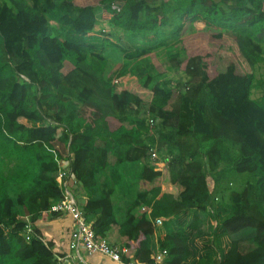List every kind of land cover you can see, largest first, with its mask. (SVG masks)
I'll return each instance as SVG.
<instances>
[{"label": "trees", "instance_id": "trees-1", "mask_svg": "<svg viewBox=\"0 0 264 264\" xmlns=\"http://www.w3.org/2000/svg\"><path fill=\"white\" fill-rule=\"evenodd\" d=\"M100 8L130 38L97 31ZM57 159L124 261L166 249L162 264H185V237L159 249L152 237L156 219L191 211L192 233L216 246L197 264H264V1L0 0V264H62L39 228L23 236L26 216H58ZM129 165L137 196L121 220L112 196Z\"/></svg>", "mask_w": 264, "mask_h": 264}, {"label": "crops", "instance_id": "crops-1", "mask_svg": "<svg viewBox=\"0 0 264 264\" xmlns=\"http://www.w3.org/2000/svg\"><path fill=\"white\" fill-rule=\"evenodd\" d=\"M148 1L150 3L153 2L159 3V0H148ZM98 12H99L97 13L98 23L96 26L97 31H101V30L103 31L104 29H111L117 32V34H120L121 37H124L125 39L130 38V33H126L122 29L115 27L110 22V18L103 15V9L100 8ZM51 23L53 24L54 27H58L57 21L52 20ZM104 53L108 58H111L112 60H116L118 62L124 60V53L115 47L106 48L104 50ZM156 164L158 165L159 168H162L164 162L162 161V159L160 160L158 159ZM61 165L69 167L71 169L68 160H64V161L61 160ZM165 166L167 165L165 164ZM139 174H140V170L138 168L133 169L131 168L130 165L127 167L124 166V168L121 171L119 184L116 185L115 194H113L112 196L115 213L117 217L121 220L125 219L128 207L136 199L137 194L135 190L137 188L136 182L138 181ZM128 184H133V189H128L127 186ZM76 189H77L76 200L78 202V205L83 209H85V206L87 204V201L91 197V194H89V190L85 188L83 185H81V183H78ZM162 192L169 194H173L176 192L175 186L169 181V173L166 175V179L162 184ZM142 211L149 212L150 207L143 206ZM191 214H192L191 211L188 212L176 224H172L169 222L164 223L163 220L161 224H156V232L152 237L153 245L155 242L157 249H159L160 248L158 246L159 242L164 240L168 232L169 233L175 232L174 234L177 233L180 234L181 236L185 237L188 240V243L192 246L194 244L195 239H198L199 241L205 239V238L203 239L198 238L193 233L191 234L189 232L190 228L187 227L189 222L187 221L189 220L188 216ZM32 225H33V229L34 227L39 228L47 240H52L56 242L55 244L56 247L59 249L58 251L60 255L58 257V260L62 264H125L126 262L124 260L114 261L111 258L100 253L89 254L84 249L70 250L68 248V243L70 240L73 224H72V219L68 214H58L56 218L38 219L32 222ZM196 254L197 251L195 250V254H193L191 258L187 262H185V264H197L199 257L196 260L194 258L195 256H197Z\"/></svg>", "mask_w": 264, "mask_h": 264}, {"label": "built area", "instance_id": "built-area-1", "mask_svg": "<svg viewBox=\"0 0 264 264\" xmlns=\"http://www.w3.org/2000/svg\"><path fill=\"white\" fill-rule=\"evenodd\" d=\"M57 161L59 162L57 181L62 191V197L51 206L48 213L70 215L73 227L68 248L70 250L84 249L89 254L100 253L114 261H122L123 255L126 252L125 247L112 245L109 241L100 238L96 234L92 223L86 218L85 210L78 205L76 200L78 179L69 167L62 166L59 159ZM26 219L28 224L23 232V236L29 242L31 240V233L33 232V225L29 216H26ZM161 223L162 219H156V224ZM166 256L167 250L161 249L152 256V261H142L132 258L126 261L125 264H162Z\"/></svg>", "mask_w": 264, "mask_h": 264}, {"label": "rangeland", "instance_id": "rangeland-1", "mask_svg": "<svg viewBox=\"0 0 264 264\" xmlns=\"http://www.w3.org/2000/svg\"><path fill=\"white\" fill-rule=\"evenodd\" d=\"M169 76L171 78H174V77L179 78V75L177 73H175V72L170 73ZM154 157L158 158L157 151H155ZM211 185H212V183H211ZM191 216H192V214L188 216L189 220L187 222H190ZM187 227H188V225H187ZM187 229H189V228H187ZM189 232L192 234L190 229H189ZM253 233H254V230H253ZM194 244H193V248L197 251V254H196L197 256L194 257L196 260H197L198 257L201 258V259L214 258L215 257V255H216V246L212 243V239L211 238H205L202 241H199L198 239H195L194 240ZM217 244L222 246L224 249H226L227 246H228V239H226V238L225 239H221V240H219V242Z\"/></svg>", "mask_w": 264, "mask_h": 264}]
</instances>
